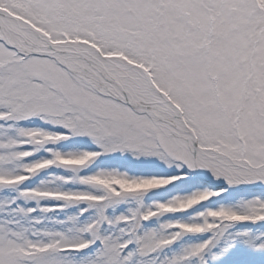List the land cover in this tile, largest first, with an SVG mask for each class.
<instances>
[{"label":"snow or ice","instance_id":"1","mask_svg":"<svg viewBox=\"0 0 264 264\" xmlns=\"http://www.w3.org/2000/svg\"><path fill=\"white\" fill-rule=\"evenodd\" d=\"M0 264H264V0H0Z\"/></svg>","mask_w":264,"mask_h":264}]
</instances>
